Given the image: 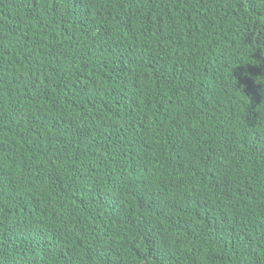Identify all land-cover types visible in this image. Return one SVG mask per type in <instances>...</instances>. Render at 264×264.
Listing matches in <instances>:
<instances>
[{"label":"trees","instance_id":"trees-1","mask_svg":"<svg viewBox=\"0 0 264 264\" xmlns=\"http://www.w3.org/2000/svg\"><path fill=\"white\" fill-rule=\"evenodd\" d=\"M0 264H264V0H0Z\"/></svg>","mask_w":264,"mask_h":264}]
</instances>
